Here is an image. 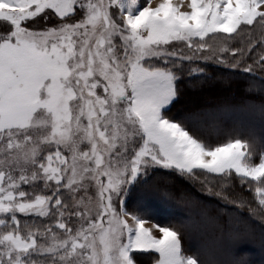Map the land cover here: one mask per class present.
Returning <instances> with one entry per match:
<instances>
[{
  "label": "snow or ice",
  "instance_id": "snow-or-ice-1",
  "mask_svg": "<svg viewBox=\"0 0 264 264\" xmlns=\"http://www.w3.org/2000/svg\"><path fill=\"white\" fill-rule=\"evenodd\" d=\"M184 2L0 0V264H264V0Z\"/></svg>",
  "mask_w": 264,
  "mask_h": 264
},
{
  "label": "trees",
  "instance_id": "trees-1",
  "mask_svg": "<svg viewBox=\"0 0 264 264\" xmlns=\"http://www.w3.org/2000/svg\"><path fill=\"white\" fill-rule=\"evenodd\" d=\"M189 97L191 98H195L194 93H189L188 94ZM168 188L171 191V193H173L174 195L177 196H184V197H190V198H199L204 200L206 203L209 204H216L217 200L215 198H211L208 196V194H204L202 192H198L192 185L189 184V181H187L186 179L184 180L182 177H178V175H173L171 177H167L165 178ZM250 195V194H249ZM152 211L154 213V218L156 219H161V220H165V218H169V219H176L180 212H181V208L179 206V204H176L172 207H166L164 205H161L158 202H154L152 204ZM165 222H167L165 220ZM260 247V228L259 225H256V231H255V238H254V242L251 244H246L243 245V251H251L253 250L255 247ZM260 253L256 255L257 260L259 259ZM146 259V264H148L147 258Z\"/></svg>",
  "mask_w": 264,
  "mask_h": 264
},
{
  "label": "rangeland",
  "instance_id": "rangeland-1",
  "mask_svg": "<svg viewBox=\"0 0 264 264\" xmlns=\"http://www.w3.org/2000/svg\"><path fill=\"white\" fill-rule=\"evenodd\" d=\"M174 2H179V0H174ZM182 10H187V0H185V2H184V7L182 8ZM179 177V176H178ZM184 179V178H183ZM185 180V179H184ZM191 182H189V184H190ZM190 185H192L198 192H202V193H204V194H206L207 195V193L206 192H203L202 191V188H201V185L200 184H198V183H196V184H193V183H191ZM212 198V197H211ZM259 249H260V247H255L253 250H251V252H254L256 255L257 254H259L260 253V251H259Z\"/></svg>",
  "mask_w": 264,
  "mask_h": 264
}]
</instances>
